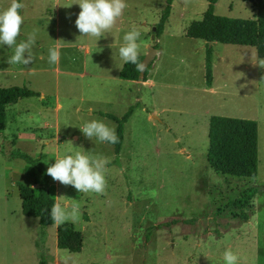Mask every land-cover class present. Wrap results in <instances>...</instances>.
Returning a JSON list of instances; mask_svg holds the SVG:
<instances>
[{"label":"rangeland","instance_id":"374dc122","mask_svg":"<svg viewBox=\"0 0 264 264\" xmlns=\"http://www.w3.org/2000/svg\"><path fill=\"white\" fill-rule=\"evenodd\" d=\"M11 0H0L4 10ZM19 40L37 30L28 65L8 64L13 50L0 46V86L25 85L39 93L6 108L0 132V264H225L231 250L238 264H264V67L252 46L212 43V90L204 83V41L186 28L200 19L205 0H173L161 34L154 32L165 0H126L129 5L109 34L82 36L74 0H20ZM216 15L254 18L251 4L217 0ZM141 32L140 54L158 44L147 82L121 79L119 47L126 32ZM60 59L48 61L49 49ZM259 57V56H258ZM264 58V57H259ZM57 103L60 104L58 108ZM134 104L114 146L84 136L79 127L98 119L110 127ZM210 115L257 122V174L238 177L215 171L206 160ZM59 129V130H58ZM67 149L110 163L106 194L79 193L49 176L55 202L79 203L80 251L57 248L56 224L35 245L38 219L21 212L17 184L37 186L40 175L18 153L48 167ZM256 186L249 219L229 202ZM177 219L175 223L158 224Z\"/></svg>","mask_w":264,"mask_h":264},{"label":"trees","instance_id":"16d2710c","mask_svg":"<svg viewBox=\"0 0 264 264\" xmlns=\"http://www.w3.org/2000/svg\"><path fill=\"white\" fill-rule=\"evenodd\" d=\"M173 0H165L160 17L154 25V32L159 35L164 29V24L169 16ZM207 2L200 19L192 20L185 31L189 38L202 39L204 41V83L211 87L213 80V48L212 43L247 45L256 50L259 57H264V0H242L249 2L255 11L254 18L245 19L216 15L214 5L217 0H205ZM158 49V44H153ZM143 54H140L142 59ZM150 64L142 77L136 71L135 65L123 64V70H119L121 79L141 80L147 79L151 69ZM39 93L25 85L0 86V132L5 127L6 108L18 99L30 96H38ZM135 105H130L127 110L118 117L108 112H97L100 116L107 117L116 122V134L119 141L114 146L117 158L123 139V126ZM208 148L206 160L210 167L223 174L238 177H255L257 174V122L253 119L231 117L224 115H210L208 120ZM18 156L26 162L34 165L40 175L37 186L30 184H17V192L21 201V212L25 216L38 219V231L35 245L41 247L46 239V227L54 224L50 218V209L55 203V197L49 184L47 167L39 159L32 158L23 153ZM256 186H249L240 191L239 195L229 204L239 210V218L243 221L249 219L251 199L257 192ZM177 219L158 224L167 225L175 223ZM57 248L68 249L73 252L80 251L82 245L81 232L76 230L69 222L56 226ZM38 264H44L41 259Z\"/></svg>","mask_w":264,"mask_h":264},{"label":"clouds","instance_id":"9594fccd","mask_svg":"<svg viewBox=\"0 0 264 264\" xmlns=\"http://www.w3.org/2000/svg\"><path fill=\"white\" fill-rule=\"evenodd\" d=\"M78 4L80 12L75 20V25L82 36L96 38V41L109 34L122 17L123 12L129 5L126 0H74V2L61 5L70 7ZM24 4L20 0H11L9 6L0 10V46H6L13 50V54L7 59L8 64L28 65L33 62V47L36 43L37 30H33L24 40H19L21 26L24 18L21 10ZM141 32L132 29L123 36V45L119 47V56L123 64L135 65L137 72H144L146 65L140 59V44L138 43ZM60 59L59 49H49L48 61L56 64ZM123 64L119 69L123 70ZM264 67V58L257 62ZM84 136L90 140L100 143L116 144L119 137L116 134L115 126H109L102 120L93 119L85 122L79 127ZM59 130V129H58ZM110 160L86 155L81 151L73 152L67 149L60 158H55V163L47 167L46 172L54 181L61 184L73 186L79 193L106 194L107 180L105 173ZM81 217L79 203L55 202L50 209V218L57 225L66 222L76 223ZM225 264H238V257L230 249L224 252Z\"/></svg>","mask_w":264,"mask_h":264},{"label":"water","instance_id":"95a60500","mask_svg":"<svg viewBox=\"0 0 264 264\" xmlns=\"http://www.w3.org/2000/svg\"><path fill=\"white\" fill-rule=\"evenodd\" d=\"M157 49L154 47H149L148 51L143 55L141 62L146 65V68L153 63L156 55H157ZM146 70V69H145ZM145 72V71H144ZM144 72H139V76L142 77L144 75Z\"/></svg>","mask_w":264,"mask_h":264},{"label":"crops","instance_id":"0c3cea01","mask_svg":"<svg viewBox=\"0 0 264 264\" xmlns=\"http://www.w3.org/2000/svg\"><path fill=\"white\" fill-rule=\"evenodd\" d=\"M148 75H149V73H148ZM137 81H141V80H137ZM142 82H147V83H149L150 82V86L151 85H153V81H151L150 79H149V77L147 76V79L145 80V81H142ZM210 88V90H212V85H211V87H209ZM57 106H58V108L60 107V104L59 103H57Z\"/></svg>","mask_w":264,"mask_h":264}]
</instances>
